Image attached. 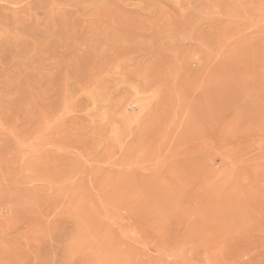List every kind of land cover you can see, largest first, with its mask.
<instances>
[{"label": "rangeland", "instance_id": "1", "mask_svg": "<svg viewBox=\"0 0 264 264\" xmlns=\"http://www.w3.org/2000/svg\"><path fill=\"white\" fill-rule=\"evenodd\" d=\"M0 264H264V0H0Z\"/></svg>", "mask_w": 264, "mask_h": 264}]
</instances>
